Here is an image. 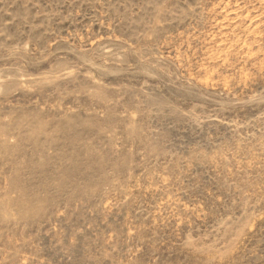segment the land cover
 I'll list each match as a JSON object with an SVG mask.
<instances>
[{
	"label": "rangeland",
	"instance_id": "1",
	"mask_svg": "<svg viewBox=\"0 0 264 264\" xmlns=\"http://www.w3.org/2000/svg\"><path fill=\"white\" fill-rule=\"evenodd\" d=\"M0 264H264V0H0Z\"/></svg>",
	"mask_w": 264,
	"mask_h": 264
}]
</instances>
